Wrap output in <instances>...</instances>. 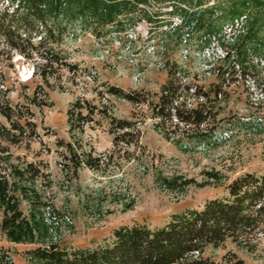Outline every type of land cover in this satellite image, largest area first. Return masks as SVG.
I'll list each match as a JSON object with an SVG mask.
<instances>
[{"label": "rangeland", "instance_id": "rangeland-1", "mask_svg": "<svg viewBox=\"0 0 264 264\" xmlns=\"http://www.w3.org/2000/svg\"><path fill=\"white\" fill-rule=\"evenodd\" d=\"M146 9L153 14L160 7L153 0ZM161 22H146L127 35L102 40L81 34L79 40L56 47L74 68L54 64L46 80L34 74V61L16 55L4 63L7 99L20 106L21 123H27L23 142L9 148L10 163L27 167L23 185L35 197V212L50 227V239L61 248L98 247L121 226L155 229L173 215L199 210L204 202L223 197L226 185L235 178L264 173V73L234 76L206 124L167 137L156 129L149 109L106 93L113 85L156 101L167 72L154 65L147 52L149 41L154 39L155 51L174 63L179 62L180 49L175 34L162 32ZM198 34L187 37L190 56L182 64L192 74H200L197 83L207 89L216 80L201 75ZM134 68L141 73L139 79ZM76 99L86 108L95 105L102 110L91 115L92 122L81 134H71L67 122L66 112ZM109 115L134 122L138 131L134 143L113 145ZM0 121L9 128L4 118ZM228 130L231 137L222 140L220 135ZM73 152L78 159L82 153L99 159L97 167L78 166ZM18 199L27 215L29 200L20 194ZM258 239L247 246L227 241L207 247L202 257L208 264H226L232 257L244 264H264V235ZM2 247L14 264H27L25 252L36 245L9 242L0 231Z\"/></svg>", "mask_w": 264, "mask_h": 264}, {"label": "trees", "instance_id": "trees-1", "mask_svg": "<svg viewBox=\"0 0 264 264\" xmlns=\"http://www.w3.org/2000/svg\"><path fill=\"white\" fill-rule=\"evenodd\" d=\"M7 1L0 9V118L9 125L6 128L0 121V231L9 242L36 245L25 252L27 264H208L202 257L207 247H220L227 241L247 246L264 235V173H248L228 183L223 197L204 202L199 210L173 215L155 229L138 224L121 226L98 247H59L49 237L50 227L35 212V197L23 185L27 167L21 169L10 163L9 148L23 142L27 123H21L20 106L10 105L7 99L9 89L3 74L4 63L19 55L34 61V74L46 80L54 64L68 70L74 68L56 47L77 41L86 33L100 40L127 35L135 31L141 20L157 25L163 15L167 16L163 26L169 24L170 16L182 18L179 27L163 33L175 34L180 44L184 34L192 37L198 32L202 49L210 35H217L224 26L245 16L246 30L230 46L235 52L233 57L227 55L215 68L216 83L207 89L198 85V74L165 56L167 78L155 102L138 91L125 92L113 85L106 88L109 96L149 109L156 129L165 137L179 130H199L214 116L212 111L224 99L228 83L236 80L234 76L264 73V0H156L160 10L153 14L146 9L148 0ZM168 7L171 11L161 13L162 8ZM30 102L35 104V98L31 97ZM94 106L86 108L80 99L72 103L66 112L71 134H81L92 122L91 115L102 112ZM107 120L114 146L136 141L134 135L138 131H134L133 121L110 115ZM72 154L78 166L84 163L92 169L97 167L99 159L85 153L78 159ZM19 194L29 200L27 215L19 208ZM195 251L199 254L196 258ZM0 264H14L3 247ZM226 264L244 262L232 257Z\"/></svg>", "mask_w": 264, "mask_h": 264}, {"label": "built area", "instance_id": "built-area-1", "mask_svg": "<svg viewBox=\"0 0 264 264\" xmlns=\"http://www.w3.org/2000/svg\"><path fill=\"white\" fill-rule=\"evenodd\" d=\"M4 1V4L0 3V9L4 7V5L7 4V0ZM153 0H148V3H151ZM166 11H171V8H164ZM245 16L240 17L239 19L234 20V22L226 25L223 27L220 33L217 35L212 34L208 37L209 41L206 45L202 47V49L199 51L200 57H202L203 62L201 64L202 73L203 76H212L214 77L216 74V67L223 62V60L226 58L227 55L233 57L234 55V49L230 48L235 41L237 40L238 36L245 32V23H246ZM169 24L164 25V30L173 31L176 27H179L182 24V18L179 15H173L168 18ZM146 24L145 20H141L140 23H138L137 26ZM137 26L135 29H137ZM188 35L184 34L181 39L180 43V49H179V62H177L180 65H183V61L188 59L190 56V51L188 47L186 46ZM68 39H71L70 37ZM204 39V38H203ZM79 40V39H78ZM201 42V41H199ZM223 44L228 45L222 46ZM154 39H150L147 52L153 57L154 59V65L159 69H165V62L166 59L164 58L163 54H158L154 49ZM264 65V62L261 63ZM135 73V78L139 79V76L141 75L140 72L136 71V68L133 69ZM138 70V69H137ZM200 74H198V77ZM236 77L240 78V75H236ZM248 77V76H246ZM191 93H193V90H190ZM220 97V96H219ZM231 131H224L220 138L222 140H227L231 137ZM65 222H70L69 217H64ZM198 252L195 251L193 253V256L196 258L198 256Z\"/></svg>", "mask_w": 264, "mask_h": 264}]
</instances>
